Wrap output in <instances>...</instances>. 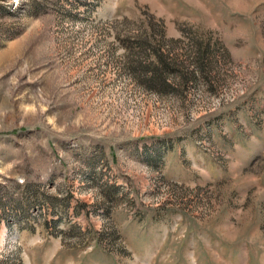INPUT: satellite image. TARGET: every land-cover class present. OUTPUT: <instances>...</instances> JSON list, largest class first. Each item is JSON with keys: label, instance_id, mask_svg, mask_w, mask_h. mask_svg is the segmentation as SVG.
Segmentation results:
<instances>
[{"label": "rangeland", "instance_id": "obj_1", "mask_svg": "<svg viewBox=\"0 0 264 264\" xmlns=\"http://www.w3.org/2000/svg\"><path fill=\"white\" fill-rule=\"evenodd\" d=\"M0 264H264V0H0Z\"/></svg>", "mask_w": 264, "mask_h": 264}]
</instances>
